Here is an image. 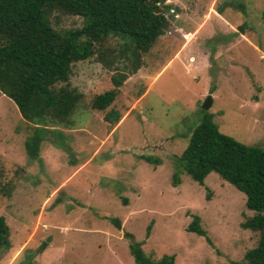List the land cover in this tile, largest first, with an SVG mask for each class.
<instances>
[{"label": "rangeland", "instance_id": "obj_1", "mask_svg": "<svg viewBox=\"0 0 264 264\" xmlns=\"http://www.w3.org/2000/svg\"><path fill=\"white\" fill-rule=\"evenodd\" d=\"M221 1L164 0L173 11L165 33L103 111L90 100L130 69L126 39L109 37L100 51L71 63L66 85L82 94L73 125L54 127L63 138L46 136L37 159L23 148L32 125L0 94V185L13 187L9 197L0 195L10 243L0 264H23L28 252H35L33 264H133L131 242L152 259L173 255V264H244L259 236L240 226L253 215L244 195L213 172L199 185L176 162L208 96L203 110L221 133L264 148V0H240L245 14H218ZM46 19L58 31L82 22L55 9ZM111 108L121 113L114 125L103 120ZM143 138L163 145L152 154L158 164L137 157ZM192 214L209 243L187 231Z\"/></svg>", "mask_w": 264, "mask_h": 264}, {"label": "trees", "instance_id": "obj_2", "mask_svg": "<svg viewBox=\"0 0 264 264\" xmlns=\"http://www.w3.org/2000/svg\"><path fill=\"white\" fill-rule=\"evenodd\" d=\"M164 0H0V94L16 107L21 119L32 126L23 142L29 159H37L42 140L63 135L54 127H72V113L82 99V94L66 85L70 65L100 51L109 37L126 39L123 53L128 52L130 69L126 73L112 75L113 88L94 95L90 108L103 111L113 102L118 87L127 73H134L140 65V55L150 50L157 38L165 33L168 18L173 13ZM226 8L242 14L245 4L240 0L217 2L215 11L222 14ZM55 9L81 17L79 28L58 31L47 19V12ZM264 21V9L260 14ZM245 24L238 26L240 31ZM102 52L97 59L102 61ZM64 83V85H59ZM202 116L192 129L186 146L176 158L190 180L201 185L205 176L213 172L233 186L245 197V207L253 215L240 226L258 233L254 247L244 255V264H264V148L245 145L221 133L213 115L201 110ZM121 113L111 108L103 115L109 125L116 124ZM163 145H150L143 138L137 157L150 164L159 160L152 156L163 151ZM68 150V148H64ZM71 157V152L68 151ZM76 162L71 157L69 164ZM176 174L172 184L176 185ZM10 184L0 185V195L9 197ZM118 228L119 220L110 219ZM199 218L191 215L186 229L203 236L209 243ZM126 237L132 238L128 233ZM45 244L38 250L41 252ZM10 248L8 226L0 216V250ZM133 264H173L174 256L164 254L158 259L147 256L139 243H129ZM35 252H28L23 264H33Z\"/></svg>", "mask_w": 264, "mask_h": 264}, {"label": "water", "instance_id": "obj_3", "mask_svg": "<svg viewBox=\"0 0 264 264\" xmlns=\"http://www.w3.org/2000/svg\"><path fill=\"white\" fill-rule=\"evenodd\" d=\"M209 105H210V97L208 96L202 102L201 108L206 109L207 107H209Z\"/></svg>", "mask_w": 264, "mask_h": 264}]
</instances>
